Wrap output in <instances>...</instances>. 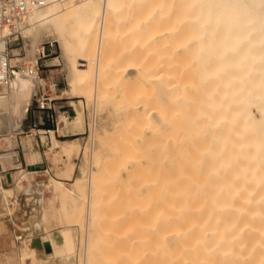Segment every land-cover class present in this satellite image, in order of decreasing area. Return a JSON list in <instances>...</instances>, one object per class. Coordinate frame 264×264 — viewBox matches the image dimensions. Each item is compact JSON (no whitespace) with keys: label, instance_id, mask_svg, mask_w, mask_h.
Segmentation results:
<instances>
[{"label":"bare ground","instance_id":"1","mask_svg":"<svg viewBox=\"0 0 264 264\" xmlns=\"http://www.w3.org/2000/svg\"><path fill=\"white\" fill-rule=\"evenodd\" d=\"M19 31L26 56L0 50L32 65L0 85V147L16 146L13 127L46 83L35 66L45 38L90 117L71 182L18 168L4 187L0 171L1 202L35 199L51 242L40 257L26 236L21 264H264V0H45ZM76 140L52 143L62 175Z\"/></svg>","mask_w":264,"mask_h":264},{"label":"rangeland","instance_id":"2","mask_svg":"<svg viewBox=\"0 0 264 264\" xmlns=\"http://www.w3.org/2000/svg\"><path fill=\"white\" fill-rule=\"evenodd\" d=\"M50 42L53 44L52 46L49 45ZM40 43L41 44L39 45V47L41 48V46H43V48H41V51L43 52L40 51L41 53L37 54V57H39V55L42 56L41 59L39 60V64H40L39 75L47 80V84L45 83L42 86H38V90L41 93H44L45 91H49L48 95L50 97H54L56 94H62V95L73 97L72 100H74V106L72 107H74L73 108L74 111L69 110V112L63 113L62 111L68 109V106H64L61 108L56 107L55 110H51V111L49 110L50 116L48 119L45 116L46 113L43 116V113L38 112L39 109L37 108V100H36V94H35L32 98L31 104L23 120L24 127H22L20 130L18 129L19 131H18L17 137L20 136V139L26 137V138L32 139L33 141H35L36 138L39 141L40 139H42L44 143L48 141L47 140L48 138L45 135H48V137L51 138L52 143L54 142L55 139H59V140L78 139L76 141L79 142V144L82 146L80 148L78 156H75L76 157L75 159L67 160V163L71 165V170L69 172L70 174L66 176L62 175L60 170L56 168L58 166L59 167L62 166L63 161L62 160L54 161L53 157L55 154L51 156L50 162L48 163L49 172H46V171L35 172V173H54L56 177L53 175L52 176L55 178L56 182L51 183V185L56 188H59V184L57 183L59 179L60 180L63 179L65 182L69 183L78 174L79 165L81 164V161H82V149H83V146L85 145L87 136L89 134L90 117H89L88 110L85 108L84 98L77 97L69 92V84L67 81L66 72L64 70V61L62 57L60 56V49H59L58 43L54 41L52 38H45ZM11 45L19 49V54L22 57L26 56L25 43H24V40L20 37V35H19L18 41ZM56 56H59V59H61L60 60L61 62L59 65H54V58ZM25 60L26 59L21 60L18 63V65L24 66V67H28L32 65V63L29 60H26V61ZM39 116H43L41 121H45L50 124L49 127L51 129H49V131H47L48 129L44 128V124L39 121ZM5 126L6 125H4L0 121V130L2 132L0 137H2V135L6 133ZM0 145L2 144L0 143ZM1 150L2 148H0V151ZM17 170L18 169L10 170V172L14 174V180H15V175L17 173ZM2 173H5V172H2ZM47 178H49V174H46V176H43V175L36 176V174H31V179H33L34 183L43 182L40 180H43V179L47 180ZM13 183H14L13 181H9L3 186L10 187L14 185ZM20 193H23V194L20 196L19 195ZM1 195L2 193L0 190V220L14 216V212L16 211L18 204L20 206L22 205V203L24 204L28 203L29 206L26 211L25 220H28L29 226H32V225L34 226V223H36L38 220L37 218L38 213H36V209L32 208V206H34L33 202L35 199L33 200L32 198L28 199L25 192H22V191L15 192L14 195L9 198L10 199V206H9L10 210H9L6 207V204L4 205L5 202L3 199V195L2 196ZM1 201L4 203H2ZM51 219H53L52 220L53 226H51L50 229L51 230L53 229V232L55 231V235H56L58 233V229L61 226V224L56 222L57 219L56 220L55 218H51ZM24 238L25 237H22L19 241L12 242L11 247L4 248V249L0 248V264H18V263L21 264L20 259H19V252L22 247L21 241ZM49 249L47 250V252L51 250ZM37 254L40 257L44 256V252H37ZM4 258L6 261L4 260ZM53 262L54 264H57L56 260H54ZM57 262L58 264H61L59 260Z\"/></svg>","mask_w":264,"mask_h":264},{"label":"crops","instance_id":"3","mask_svg":"<svg viewBox=\"0 0 264 264\" xmlns=\"http://www.w3.org/2000/svg\"><path fill=\"white\" fill-rule=\"evenodd\" d=\"M13 47H15V46H12V48ZM46 84H47V80H46ZM48 93H49V91H45L44 93H41L38 90V92L36 93V100L38 101V100L45 99L46 100L45 103L47 104L48 107L51 108L50 111L55 110L56 107L61 108L64 106H68V109L63 110L62 111L63 113L69 112V110L74 111V109H73L74 107H72V106H74V100H72L73 97L62 95V94H56L54 97H50L48 95ZM30 104H29V106H30ZM29 106H28V108H29ZM27 111H28V109H27ZM27 111H26V113H27ZM38 112L43 113V116H44V114L47 111L38 110ZM25 116L22 118V120L19 123H17L13 127V129L18 130V129H21L22 127H24L23 120H24ZM43 116H39V121L44 124V128H46L48 130L51 129L49 127L50 126L49 123H47L45 121H41ZM5 127L7 129V126H5ZM6 129H5V131H6ZM45 136L48 138L47 139L48 141H46L45 143L42 139H40V141L37 138L35 139V141L32 140L34 150L38 151V153L40 155L39 159H37L36 161L30 162L27 160L28 156L23 149V141H22V139H20V136L17 137L16 146H14L11 150L6 149V148H2V150L0 151V154L6 153L9 151L14 152L13 155L11 156L10 160L13 163H15V165H12L6 169L1 168L0 171L5 172V173H1V184L2 185H5L9 181L14 180L13 179L14 174L11 173L10 170L18 169V168L25 169L28 172H33L32 174H36V176H42V175L46 176V174H49V175H53L56 177V175L54 173H35V172H39V171L49 172L48 163L50 162V158L52 155H54L56 152L59 151V147H53L52 146L51 138L48 137V135H45ZM57 140H59V139H57ZM59 141L62 142L64 140H59ZM43 180L46 181V179H43ZM43 180H40V181H43ZM22 194L23 193H20L19 195L21 196ZM28 206H29L28 203H25V204L22 203V205H20V206L18 204V207H17L16 211L14 212V216L0 220V248L1 249L11 247L12 242L19 241L22 237L26 238V236L29 238L30 246L33 247L36 250V252H44L45 253V252H47V250L49 248H51V242H50L49 238L47 237L46 231L37 230L36 228H34L35 223H34V226L33 225L29 226L28 220H25L26 211L28 209ZM52 233L55 234V231L54 232L52 231Z\"/></svg>","mask_w":264,"mask_h":264},{"label":"built area","instance_id":"4","mask_svg":"<svg viewBox=\"0 0 264 264\" xmlns=\"http://www.w3.org/2000/svg\"><path fill=\"white\" fill-rule=\"evenodd\" d=\"M45 4V0H0V42L4 41L7 49L12 47L19 39V25L22 23L28 13L37 7ZM50 46L53 44L50 42ZM8 51L0 50V85L9 86L12 82L13 71L18 70L20 65H10ZM42 56L39 55L36 67L39 69V60ZM29 72H34V66L29 68ZM45 99L37 101L39 110L47 111L45 116L49 119L50 107L45 103ZM49 131V130H47ZM0 130V135H1Z\"/></svg>","mask_w":264,"mask_h":264}]
</instances>
